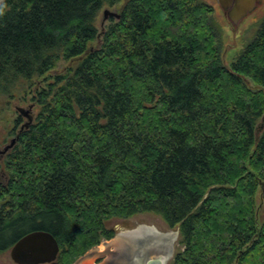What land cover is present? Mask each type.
<instances>
[{"label":"trees","instance_id":"16d2710c","mask_svg":"<svg viewBox=\"0 0 264 264\" xmlns=\"http://www.w3.org/2000/svg\"><path fill=\"white\" fill-rule=\"evenodd\" d=\"M120 1L0 5V100L38 106L3 160L0 254L45 231L74 264L152 213L179 231L172 264H264V18L226 66L211 5L128 0L100 31Z\"/></svg>","mask_w":264,"mask_h":264},{"label":"rangeland","instance_id":"374dc122","mask_svg":"<svg viewBox=\"0 0 264 264\" xmlns=\"http://www.w3.org/2000/svg\"><path fill=\"white\" fill-rule=\"evenodd\" d=\"M3 1L0 0V5ZM127 1L121 0L113 7L108 5L103 7L96 22L100 31H103L111 19L115 18L109 17L105 19L104 12L108 10L118 14ZM201 1L211 5L214 9L215 20L223 32V62L226 66H229L239 52L255 36L264 18V0L259 2L254 10L246 15L237 25L230 20L229 10H224L219 0ZM92 45L98 47L100 45L99 40L93 42ZM75 64V62L70 63L71 66ZM65 66H68V63L60 62L57 71L62 70ZM35 88L36 86L32 90ZM21 109L27 114L21 113ZM37 112L38 106L31 98V89L29 87L16 90L11 98H2L0 100V149H4L5 146L9 145L12 139H18L17 135L21 131L22 125H26L29 121H32ZM18 117H21L22 120L15 128V121ZM7 154L0 155V178L2 184L6 182L3 160ZM259 195L258 193L260 220L263 221L264 202ZM107 226L116 229V236L112 240L102 241L100 245L89 250L74 264H109L111 256L121 252L120 250L124 249L125 245L130 246L127 250L128 256L126 257H131V260L134 261L133 264H148V261L160 254H168L166 264H172L175 255L182 249L179 242L178 229L169 228L159 216L152 213L138 214L128 219H111L107 223ZM122 237H125L123 239L124 242L126 240L129 242L126 241V243L121 244L120 248L122 249L117 251L114 245ZM140 241H142V244H140ZM0 264H15L11 259L10 250L0 254Z\"/></svg>","mask_w":264,"mask_h":264},{"label":"water","instance_id":"95a60500","mask_svg":"<svg viewBox=\"0 0 264 264\" xmlns=\"http://www.w3.org/2000/svg\"><path fill=\"white\" fill-rule=\"evenodd\" d=\"M224 10H229V18L234 24H238L246 15L254 10L262 0H219ZM105 19L118 18L117 13L108 10L104 12ZM21 113L27 114L24 110ZM17 143L14 138L4 149H0V155L7 154ZM1 186V179H0ZM60 248L54 236L45 231H33L19 239L10 249L11 259L15 264H51L59 254ZM168 254H160L154 257L148 264H166Z\"/></svg>","mask_w":264,"mask_h":264},{"label":"flooded vegetation","instance_id":"af4514ba","mask_svg":"<svg viewBox=\"0 0 264 264\" xmlns=\"http://www.w3.org/2000/svg\"><path fill=\"white\" fill-rule=\"evenodd\" d=\"M1 184H2V182H1ZM140 244H142V241H140ZM126 246H128V245H125V247ZM120 253H118V254H114L113 253L114 255L111 256V259L109 260V264H125V263L133 264L134 261L131 260V257L130 258H126V259H121V254ZM145 253H147V252H145Z\"/></svg>","mask_w":264,"mask_h":264},{"label":"bare ground","instance_id":"6f19581e","mask_svg":"<svg viewBox=\"0 0 264 264\" xmlns=\"http://www.w3.org/2000/svg\"><path fill=\"white\" fill-rule=\"evenodd\" d=\"M124 238H125V237H122V238H120L119 240L116 241V243H115L114 246L116 247V250H117V251H119V249H122V248H120V245H121V244L126 243L127 240L125 239L126 241L124 242V241H123ZM127 242H129V241H127ZM138 245H139V244H138ZM129 247H130V246L128 245V246L124 247V249L120 250L121 252L123 251L122 253L119 252V253L121 254V259H126V258H127V257H126V256H128V251H127V250H128ZM152 249H153V248H152Z\"/></svg>","mask_w":264,"mask_h":264}]
</instances>
